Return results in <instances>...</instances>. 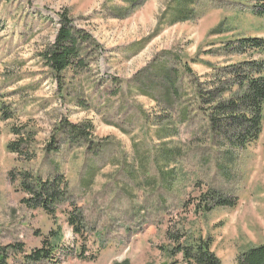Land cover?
<instances>
[{
	"label": "rangeland",
	"instance_id": "1",
	"mask_svg": "<svg viewBox=\"0 0 264 264\" xmlns=\"http://www.w3.org/2000/svg\"><path fill=\"white\" fill-rule=\"evenodd\" d=\"M175 3L0 4V106L12 114L0 120V246L20 243L29 252L57 231L61 250L54 259L30 264H183L179 255L166 253L170 229L190 243L209 239L220 264H234L240 252L264 245V108L258 141L229 158L196 114L192 77L184 70L200 78L210 64L244 60L217 51L236 39H264V0ZM62 14L84 32L86 56L81 69L56 79L42 54L54 42ZM163 68L178 94L164 85ZM85 123L90 135L77 142L65 138V124L85 131ZM11 128L31 134L27 158L6 151L16 139ZM48 143L57 152L47 153ZM56 171L68 183L69 205L85 220L82 236L65 222L68 204L50 218L20 202V173L46 180ZM209 189L234 197L236 206L197 209Z\"/></svg>",
	"mask_w": 264,
	"mask_h": 264
},
{
	"label": "trees",
	"instance_id": "2",
	"mask_svg": "<svg viewBox=\"0 0 264 264\" xmlns=\"http://www.w3.org/2000/svg\"><path fill=\"white\" fill-rule=\"evenodd\" d=\"M173 1L176 2V0ZM180 1L175 3L177 8L180 5L185 6L188 2V0ZM4 2H9V0H0V4ZM58 24L59 29L54 42L42 54L44 64L56 75V79L66 70L74 72L82 68L86 50L84 41L87 40L84 32L76 29L66 14L58 17ZM217 53L224 56L240 55L245 59L217 68L210 64V73L200 78H194L189 67L184 66V70L189 77H192V94L197 101L196 114L204 118L210 134L218 140V147L223 149L224 154L230 158L232 151H245L255 144L262 132L264 58L257 59L254 55L260 56L264 53V39L240 38L229 41L224 43ZM160 70L164 74V79L166 77L163 83L169 88V93L178 94L180 89L177 90L173 86L171 73L166 68ZM11 115L9 109H6L4 105L0 106L1 121L11 120ZM85 125L86 129L82 131L80 126L65 124L67 128L65 138L76 142L84 139L90 135L92 128L90 123H85ZM64 126L59 127L58 132ZM11 132L16 139L6 145V151L18 157L27 158L26 147L27 143L32 141L31 134L26 136L21 133L22 130L16 128H11ZM53 143L47 144L45 149L47 153L57 152L58 149ZM90 150L91 148H88V152L96 153L95 150ZM14 181L15 178H12L11 182L14 183ZM18 190L25 195L20 202L26 208L41 210L50 218L55 217L58 208L68 204V209L65 211V222L74 235L82 236L86 226L85 220L72 202L69 205L68 200L71 199V194L68 191V183L58 171L46 180L28 172L20 173ZM198 199L196 207L202 212H211L215 208H234L237 204L234 197L220 194L213 189L202 193ZM165 236L170 244L166 251L170 258L179 255L183 264H220L219 259L211 252L209 239L190 243L186 241L184 234L171 232L170 229L166 231ZM60 240L59 232L54 231L42 241L41 248L29 252H26L20 243L0 246V264L51 261L55 253L61 250ZM77 255L83 258V252ZM83 260H89V258ZM234 264H264V245L250 247L240 252L234 258Z\"/></svg>",
	"mask_w": 264,
	"mask_h": 264
}]
</instances>
